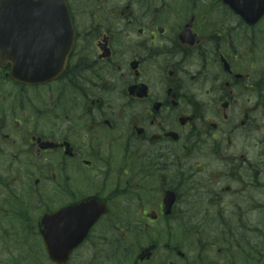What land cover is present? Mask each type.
Listing matches in <instances>:
<instances>
[{"label": "flooded vegetation", "instance_id": "obj_1", "mask_svg": "<svg viewBox=\"0 0 264 264\" xmlns=\"http://www.w3.org/2000/svg\"><path fill=\"white\" fill-rule=\"evenodd\" d=\"M262 5L52 0L39 19L9 1L59 75L0 69V264H240L239 231L213 242L229 230L207 217L246 230L239 195L264 191Z\"/></svg>", "mask_w": 264, "mask_h": 264}, {"label": "rangeland", "instance_id": "obj_2", "mask_svg": "<svg viewBox=\"0 0 264 264\" xmlns=\"http://www.w3.org/2000/svg\"><path fill=\"white\" fill-rule=\"evenodd\" d=\"M260 149V148H259ZM259 151V150H258ZM252 153V151H250ZM261 182L264 183V177ZM243 187L240 189L242 190ZM239 206L241 211L239 215H241V219L246 226V232L251 227H256L259 221L262 222L261 225H264V218L261 217V208L259 209L257 205L264 203V191L257 188H248L244 189V191L239 195ZM247 211V213H246ZM264 229V228H262ZM248 233V232H247ZM253 234H251L252 236Z\"/></svg>", "mask_w": 264, "mask_h": 264}, {"label": "water", "instance_id": "obj_3", "mask_svg": "<svg viewBox=\"0 0 264 264\" xmlns=\"http://www.w3.org/2000/svg\"><path fill=\"white\" fill-rule=\"evenodd\" d=\"M42 1H46V0H36V2L41 3ZM9 42L7 39H5V37L2 36V34L0 33V60H7L8 56L7 54H5L8 50H9V46H8ZM18 51H24L23 47L21 49H17V52H12L11 54V63L12 64H18L19 61H23L25 56L24 53H19ZM25 65H23V69L25 72ZM32 76H42V75H35L33 74ZM35 78L37 77H33V80H35Z\"/></svg>", "mask_w": 264, "mask_h": 264}, {"label": "trees", "instance_id": "obj_4", "mask_svg": "<svg viewBox=\"0 0 264 264\" xmlns=\"http://www.w3.org/2000/svg\"><path fill=\"white\" fill-rule=\"evenodd\" d=\"M259 249L260 252H258L257 254H260L262 258H264V240L262 241L261 245L256 247Z\"/></svg>", "mask_w": 264, "mask_h": 264}]
</instances>
